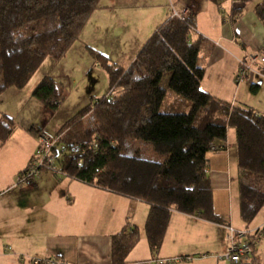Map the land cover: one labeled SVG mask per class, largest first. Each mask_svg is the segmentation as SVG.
<instances>
[{
  "label": "trees",
  "instance_id": "trees-1",
  "mask_svg": "<svg viewBox=\"0 0 264 264\" xmlns=\"http://www.w3.org/2000/svg\"><path fill=\"white\" fill-rule=\"evenodd\" d=\"M218 8L227 0H208ZM101 0H0V96L24 89L47 58L66 57L100 8ZM241 10H235V23ZM264 22V1L255 8ZM195 24L169 18L159 26L128 67L86 47L106 71L107 95L94 100L67 121L51 155L64 150L59 167L47 163L39 172L60 173L150 208L145 233L157 253L173 212L218 224L207 174L211 151L236 132L241 219L250 225L264 208V115L232 106L201 88L205 69L198 64L202 40L192 42ZM166 78V81H165ZM118 90H121L117 94ZM117 94V95H116ZM32 97L56 112L65 89L44 78ZM91 118V125L84 122ZM15 124L0 119V144L11 139ZM30 132L39 134L35 128ZM33 157L19 177L34 167ZM39 173V174H40ZM137 227L114 235L111 264H128L140 241Z\"/></svg>",
  "mask_w": 264,
  "mask_h": 264
},
{
  "label": "crops",
  "instance_id": "crops-1",
  "mask_svg": "<svg viewBox=\"0 0 264 264\" xmlns=\"http://www.w3.org/2000/svg\"><path fill=\"white\" fill-rule=\"evenodd\" d=\"M263 1L227 0L218 8L208 0H101L100 8L92 14L71 51L86 53L88 46L114 63L128 67L135 64L159 26L176 12L186 13L195 24L191 41L202 40L198 64L205 69V77L201 88L234 107L249 108L264 115V68L258 65L246 79L237 80L241 61L250 55L264 54V22L255 14V8ZM235 10L241 13L233 23ZM47 61L55 66L61 63L47 58L41 69ZM54 71L50 67L41 73L25 97L17 89L4 92L0 96V119L9 117L17 125L5 101L17 109L21 106V113L29 106L46 112L44 109H48L40 108L32 93L46 77L56 82ZM229 129L226 141L217 143L218 150L209 154L207 170L214 211L226 220L225 224L173 212L163 244L153 253L145 233L150 210L147 204L50 171L36 177L29 187L17 186V175L23 171L20 162L0 156L3 235L40 238L37 245L28 248L29 252L64 264H111L112 238L130 225L140 230L141 242L128 256V264H232L223 258L231 246L226 227H231L246 233L236 238L238 244H253V264H264V208L250 225L242 221L236 132L233 141ZM27 136L36 143L31 134ZM236 185L237 213L232 198ZM143 232L145 238H142ZM15 242L19 249H26L22 246L24 242L17 239Z\"/></svg>",
  "mask_w": 264,
  "mask_h": 264
},
{
  "label": "rangeland",
  "instance_id": "rangeland-1",
  "mask_svg": "<svg viewBox=\"0 0 264 264\" xmlns=\"http://www.w3.org/2000/svg\"><path fill=\"white\" fill-rule=\"evenodd\" d=\"M71 49L66 57L61 60L60 64L57 63L56 66L51 65L50 61L44 63V67H42V69L40 68L27 86L19 91L22 92V96L25 97V94L30 92L35 82H37L36 80H38L40 74L52 67V69L55 70L56 82L67 92V99L56 112H51L46 109H44L46 112H43L40 111L41 109L29 106L27 108L25 107L26 110L21 113V106H18L17 109L13 103L5 101L4 105L14 113V116L17 119V125L15 127L14 136L10 142L4 147L0 144V156L15 159L20 162L19 165L21 171L26 169L32 157H38L37 153L40 150L42 135H45L49 140H55L59 131L67 121L83 110L91 102L107 95L109 92L108 75L93 59V56L87 51L86 53L81 52V54L77 51H71ZM48 59L52 60L51 58ZM120 91L121 90L116 91L118 92L117 94H119ZM25 104L26 103L23 105ZM36 104H38L40 108H44V105L39 101H37ZM30 123H34V125L31 126ZM91 123V118H89L84 122L83 126L89 127ZM32 127H35L38 130L40 129V133L36 134L30 132ZM27 133L33 136L36 143L29 139ZM229 136L233 141L235 140V129H229ZM58 150V155H51L52 163L55 168L59 167V161L62 156L61 152L64 148L60 146ZM37 165H39V161L37 162ZM39 175H37V177H39ZM18 180L19 176L17 175L15 184L18 183ZM25 186L29 187L30 185ZM236 192L237 185L233 187L232 191L235 213L239 210V201ZM2 228L3 227L0 226V264H34L35 260H48V258L36 256V254H33L28 250V248L37 245L41 240L40 238H5ZM142 236V238H145L144 232ZM16 239L24 242L22 243V246H25L26 249H19L16 246Z\"/></svg>",
  "mask_w": 264,
  "mask_h": 264
},
{
  "label": "built area",
  "instance_id": "built-area-1",
  "mask_svg": "<svg viewBox=\"0 0 264 264\" xmlns=\"http://www.w3.org/2000/svg\"><path fill=\"white\" fill-rule=\"evenodd\" d=\"M186 13H175L172 17L181 18L184 20ZM262 66L264 68V54H255L250 55L246 59L240 62V70L237 76V80L246 79L249 73L254 72L256 66ZM264 71V70H263ZM55 140H49L45 135L41 137V146L40 150L37 153L38 157L36 156V161L34 167L26 173L19 177L17 186H25V185H32L35 181L37 175H39V168H42L45 164L52 162L51 152L53 147L55 146ZM213 151H216L214 148ZM39 161V165L37 162ZM228 234L227 238L228 241L231 242L230 248L227 249L223 258L229 260L232 264H253L251 261V257L253 254V244L246 243L244 245L238 244L236 238H242L246 235L244 232H239L234 230L231 227H226ZM34 264H64L59 260H35Z\"/></svg>",
  "mask_w": 264,
  "mask_h": 264
}]
</instances>
